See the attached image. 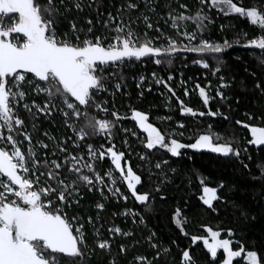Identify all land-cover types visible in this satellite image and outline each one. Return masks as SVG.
Wrapping results in <instances>:
<instances>
[{"label": "snow or ice", "instance_id": "6c2138e0", "mask_svg": "<svg viewBox=\"0 0 264 264\" xmlns=\"http://www.w3.org/2000/svg\"><path fill=\"white\" fill-rule=\"evenodd\" d=\"M100 3L101 0H87V3L85 0H0V264H90L96 249L109 257L108 264H118V258L112 255V241L117 237L127 239L135 233L110 225L106 229L107 238L101 239L103 225L97 227V224L110 197L116 202L128 200L129 196L121 190L120 185L126 187L127 193L144 213L127 209L120 215L131 217L132 224L137 228H147L145 214L154 211L153 202L157 196L161 202L167 200L165 186L172 182L168 173L177 172L176 168L167 167L170 159L179 161L185 156L189 160L192 158L183 150L216 154L219 158L235 160L248 169L241 156V151L247 153L248 148L241 149L234 136L225 137L209 126L203 134L195 135L193 142L183 143L175 138V131L163 134L149 122L148 113L137 110L131 103L128 105L130 116H121L115 110V103L109 113L106 107L108 102L102 97L107 93L114 100L115 92H120L122 88L123 95L128 96L122 70L127 65L143 62L145 58L161 66L172 64L180 53H193L199 57L193 62L201 68H209V63L205 62L208 57L219 63L221 54L233 47V43L228 39L221 43L204 37L203 33L214 23L213 10L217 15L243 19L249 25L255 33L252 38H247L243 30L236 31L235 24L230 27L236 31L237 43L241 37L245 38V43L239 46L259 50L256 59L260 65H264V0H256L252 6H245L243 0H196L195 10L180 0H166L163 4L167 9L164 15L157 12V7L161 6L159 0H121L116 6V14L109 11L102 23V27L111 33L110 38H93L90 35L94 30L92 19L85 18L84 23L88 25L85 29L77 19H69L66 15L72 11L82 13L85 7L99 9ZM173 3L178 5L179 10L172 6ZM101 14L97 12V16ZM65 20L68 30L61 28ZM161 20L180 39L164 33L159 26ZM96 23L100 24L101 21L97 19ZM140 25L144 28L142 33L136 30ZM220 30H224V25L220 26ZM149 32L158 35L149 37ZM159 40L165 43L156 44ZM116 69L121 71L117 72ZM215 71L218 72L219 68ZM245 71L248 72V69L245 68ZM248 74L253 78L252 90L264 96V78H257L255 72ZM151 77L147 87H143L144 76L137 80L138 99L143 98L144 92L152 91L153 82L176 96L167 81L157 77L155 72L151 73ZM172 79L171 75L167 77L169 81ZM220 79V88L230 86L224 83L223 77ZM109 84L115 92L109 91ZM196 87L207 107L209 96L204 88ZM216 96L221 100L227 99L219 90ZM34 97H42V102L37 103ZM177 103L182 116L194 119L222 116L224 120L229 119L219 108L216 111L197 112L185 106L178 97ZM21 111L24 115H21ZM57 111L63 117L64 127L72 135L56 140L47 131L42 132L41 135L53 145L51 152L46 154L40 150L49 149V144L34 138V132L38 130L41 117L49 120ZM96 113H103L105 118ZM108 115L112 119H107ZM244 115L248 120L253 119L250 113ZM123 119L134 121L135 126L145 134L144 139L137 137L147 150L139 158H156L154 167L160 170L157 176L159 182L150 191L140 190L144 187L141 175L129 166L125 153L116 150L113 142L115 132L130 131L121 128L119 122ZM166 119L170 120L171 117ZM235 123L250 134L247 145L255 146L258 151L264 150V126L249 125L239 119ZM177 127L183 128L184 124L179 123ZM132 135L137 134L133 132ZM179 135L183 136V133ZM97 137L106 140L110 146L105 147L101 143L99 148H94L87 143L89 139ZM25 142L26 151L22 147ZM81 142L86 144V157L85 144ZM161 150L162 154L158 156ZM105 158L110 161V167L104 171L98 170L97 161L103 162ZM258 168L259 174L250 175L249 179L259 182L264 189V165H258ZM196 179L202 193L198 199L208 209L213 212L217 210L214 202L230 205L233 209H239L245 223L256 221L255 214L250 215L234 200H227L218 194L226 188L231 191L235 186H226L223 181L216 187L207 186V177L198 172ZM188 182L191 184V177ZM85 190L95 192L100 197L94 205L95 221L92 216L87 217V224L92 226L95 237L93 246L89 245L87 228L81 222L83 217L73 210L74 206H82ZM115 215L117 213H113ZM171 220L181 235H189L184 227L187 220L179 209ZM204 231L207 237L191 235V244L196 245L197 241H201L213 261L218 259V250H222V264H233L234 258H240L237 264H241V261L243 264H264V254L258 256L255 250H245L242 244L234 240L232 229L227 230L228 238H221V230L208 226H204ZM155 236L156 233L149 229L148 235L143 238L148 247L154 250L152 258L147 255L134 256L135 264H153V260H158L162 254L167 256L170 249L154 242ZM138 243L139 240L134 241L127 247L121 243L119 254L123 256ZM172 243L175 244V241ZM234 243L239 245L238 250L230 246ZM133 261H128V264H133ZM181 264H193L188 250H183Z\"/></svg>", "mask_w": 264, "mask_h": 264}, {"label": "trees", "instance_id": "16d2710c", "mask_svg": "<svg viewBox=\"0 0 264 264\" xmlns=\"http://www.w3.org/2000/svg\"><path fill=\"white\" fill-rule=\"evenodd\" d=\"M120 2L121 0H101L99 9L85 7L82 13L72 11L66 15H68L69 19H77L85 29L88 27L84 23L85 18L92 19L94 30L90 35L93 38L96 36L110 38L111 33L102 27V23L109 11H112L113 15L116 14V6ZM159 2L161 6L157 7V12L160 15H164L167 11L163 7L166 0H159ZM180 2L187 4L190 9L195 10L196 0H180ZM85 3H87V0H85ZM243 3L245 6H252V4L256 3V0H243ZM172 6L178 9L176 3H173ZM97 12L102 14L97 16ZM211 14L214 23L209 25L208 30L203 33L204 37L221 43L224 39H228L233 43V47L221 54L219 63L208 57L205 62L209 63V68L205 69L193 62L194 59L199 57L190 54H178L179 58L173 59L172 64L157 66L152 60L145 58L143 62L127 65L122 70L123 75L126 77L128 96L123 95V88L120 92H115L112 85L109 84V91L115 92L114 100L113 96L107 93L102 98L108 102L106 107L109 108V113L113 110L112 105L115 103V110L121 116H130L128 105L131 103L132 107L137 110L148 113L149 122L153 123L163 134L175 131L177 133L175 138L183 143L193 142L194 136L203 134L209 126H211L214 132L222 134L225 137L234 136L241 149L248 148L247 153L241 151V156L244 163L248 164V169H244L235 160L229 161L225 158H219L216 154L203 151L195 153L192 150H183L192 158L189 160L185 156L179 161L176 158L170 159L167 167L176 168L177 172L168 173L172 178V182L165 186L167 200L161 202L157 196V199L153 202L154 211L150 214H145L147 228H137L136 225L132 224L131 217L120 215L126 209H132L144 214L141 206L136 204L130 194L127 193L126 187L120 185L123 192L129 196L128 200L126 202L123 200L116 202L114 198H109L105 202V210L100 213V221L97 224V227L103 225V228H101V239L107 238L106 229L110 225L119 226L125 231L132 230L135 233L127 239L117 237L112 241V255L118 258V264H128V261H133V257L137 255H147L148 258H152L154 250L150 249L147 242L143 239L148 235L149 229L156 233V236L153 238L154 242L170 249L167 256L162 254L158 260H153V264H181L183 250L189 251L193 264H222V250H218V259L213 261L210 254L203 248L201 241H197L196 245L191 244V235L207 237L204 226L211 227L213 230H221V238H228L227 230L232 229L234 240L242 244L245 250H255L258 252V256L264 254V189L261 188L259 182L250 181L249 179L250 175L259 174L258 165H264V150L258 151L255 146L247 145V140L251 138L250 134L247 129L235 123L239 119L249 125L264 126V96L252 90L253 78L248 74V72H255L257 78H264V65H260L256 59L259 50L243 49L242 46H239L245 43L244 37H241L238 43L236 41V31L239 30L246 32L247 38H252L255 35L243 19L217 15L215 10ZM132 15H136V13H132ZM97 19L101 21L100 24L96 23ZM153 23L155 24V20H153ZM233 24L236 25V31L230 27ZM221 25H224L223 31L220 30ZM159 26L168 36L180 39L175 36L174 30L165 25L162 20ZM68 27V23L65 20L61 28L68 30ZM136 30L142 33L144 31L143 25H140ZM69 34L71 35V33ZM156 35L158 34L155 32H149V37H155ZM155 43L159 45L165 43V41L159 40ZM216 68H219L218 72L215 71ZM245 68L248 69V72L245 71ZM116 71L120 72L121 70L116 69ZM153 72L156 73L157 77L167 81L175 91L176 96L168 93L162 85L157 86L153 82L151 84L152 91L144 92L142 99L137 98V80L140 76H144L146 79L143 87H147L148 81L152 79L151 73ZM169 75L173 77L170 81L167 80ZM221 77L224 78V83L230 85L229 87L223 89L219 87ZM197 85L204 88L206 94L209 96L207 107L204 106L199 96ZM185 89H187V95H185ZM217 90L223 92L227 99L221 100L220 97H217ZM177 97L183 101L185 106H189L197 112H207L209 109L216 111L219 108L220 112L227 115L229 119L224 120L222 116H217L216 118L205 116L195 119L190 116H182L179 104L177 103ZM34 98L37 103L42 102V97ZM237 100L239 103H237ZM246 112L253 116L252 120L247 119L244 115ZM21 115H24L23 111H21ZM96 115L105 118L103 113H96ZM167 117H171V119H166ZM257 117H260V119H257ZM106 118L112 119L110 115ZM119 123L121 128H128L130 131L127 133L122 130L115 132L113 142L116 145V150L124 152L129 166L137 174L141 175L144 187L140 188V190L150 191L159 182L157 176L160 170L154 167L156 158L150 156L148 160H141L139 158L140 155L146 154L147 150L143 148L140 139L137 137L144 139L146 138L145 134L130 119H123ZM179 123H183L184 127H177ZM38 124L39 127L34 132V138L44 140L45 143L49 144V149L40 150L46 154L51 152L53 145L47 137L41 135L42 132L47 131L56 140L72 135L71 131L64 127L63 117L58 111L49 120L41 117ZM133 132L137 135L133 136ZM181 132L183 136L179 135ZM125 141L127 145H125ZM26 143L22 146L25 151L27 150ZM81 143L85 144V142ZM87 143H91L94 148H99L101 143H104L105 147L110 146L106 140H102L99 137L89 139ZM70 144L71 141H69ZM84 150H86V144ZM72 151L75 152L76 149H72ZM161 154L162 150L161 153H157L158 156ZM57 155L62 156L59 153ZM38 158L41 157L38 156ZM48 158L55 159L57 157L49 156ZM164 158L167 159L168 156L165 155ZM96 166L98 170H107L110 167V161L105 158L103 162L97 161ZM197 172L207 177V186L216 187L221 181L226 186H235L231 191L226 188L218 194L227 200H234L236 204L247 210L250 215L255 214L257 217L256 221L252 222L249 220L245 223L240 217L239 209H233L230 205L226 206L214 202V206L217 209L215 212L203 205L198 199L202 193L199 181L196 179ZM189 177H191V184L188 182ZM98 200H100V197L97 193H88L85 190L84 199L81 201L82 206L80 208L74 206L73 209L83 217L81 222L87 228L90 246H93L92 241L95 237L93 236L92 226L87 224V217L92 216L95 221L96 209L94 205ZM177 209L180 210L182 216L187 220V224L184 225L189 234L187 237L181 235L172 223L171 217ZM113 213H117V215L113 216ZM137 240H139V243L123 256L119 254V245L121 243L127 247ZM173 241H175V244L172 243ZM230 246L233 250H238L239 247L236 243ZM239 259L234 258L233 264H237V260ZM108 260V256L104 255L99 249H96L90 264H108ZM133 264H135L134 261ZM241 264H243L242 261Z\"/></svg>", "mask_w": 264, "mask_h": 264}, {"label": "water", "instance_id": "95a60500", "mask_svg": "<svg viewBox=\"0 0 264 264\" xmlns=\"http://www.w3.org/2000/svg\"><path fill=\"white\" fill-rule=\"evenodd\" d=\"M243 49H248V48H244V47H242ZM180 54H190V55H194V56H196V54H193V53H180Z\"/></svg>", "mask_w": 264, "mask_h": 264}, {"label": "built area", "instance_id": "2783aa9c", "mask_svg": "<svg viewBox=\"0 0 264 264\" xmlns=\"http://www.w3.org/2000/svg\"><path fill=\"white\" fill-rule=\"evenodd\" d=\"M84 154H85V157H86V150H84ZM122 190V189H121ZM123 191V190H122ZM111 198V197H110ZM127 210V209H126Z\"/></svg>", "mask_w": 264, "mask_h": 264}]
</instances>
